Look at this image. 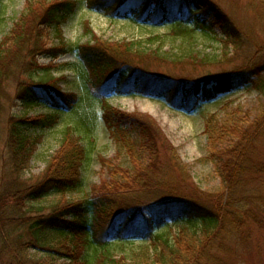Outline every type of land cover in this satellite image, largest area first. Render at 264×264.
Wrapping results in <instances>:
<instances>
[{
	"label": "trees",
	"instance_id": "1",
	"mask_svg": "<svg viewBox=\"0 0 264 264\" xmlns=\"http://www.w3.org/2000/svg\"><path fill=\"white\" fill-rule=\"evenodd\" d=\"M259 1L264 5V0ZM87 6L111 17L132 15L154 21L175 13L179 26L186 18L204 35H216L225 54L244 46L243 30L213 0H87ZM76 8L74 0H27L24 14L0 42V110L4 85L10 80L17 81V98L24 105L46 101L53 109L35 116H9L5 148L0 150V260L4 264H225L221 253L230 252L228 243L242 236L246 228V209L237 206L231 195L248 172L264 173V163L256 162L251 152L264 125V108L254 115L237 109L229 117V124L219 131L212 124L213 118L209 119L206 130L211 137H229L231 144L215 152L222 160L225 182L221 193L207 194V198L198 186L188 189L190 172L167 139L162 150L159 144L164 133L151 114L123 111L105 102L102 118L129 155L131 167L100 157L107 177L92 186V194L86 199H66V193L81 188L82 167L89 158V147L82 141L93 139L95 130L91 98L82 108L77 126L68 125L63 131L60 148L44 173L36 179L24 177L43 135L32 134L31 130L53 127L60 109L77 103V94L63 92L59 78L44 75L49 67L37 61L47 51L60 49H47L44 27L58 26ZM216 28L222 36H217ZM86 29L95 34L87 21ZM173 32L189 45L197 38L196 30L187 26L176 27ZM162 38L157 35L151 40ZM137 44L105 41L95 34L93 42L79 46L78 55L90 72L80 71L86 89L93 84V75L98 87L136 84L151 94L167 97L177 107L212 101L239 81L264 93V55L256 58L258 51L247 56L242 71L201 80L151 70L147 60L165 61L167 57L158 49L146 52ZM199 55L194 52L185 58L206 63L209 57ZM40 71L45 73L36 83L20 80L23 75L34 78ZM176 171L179 175L174 183L172 172ZM52 194L61 196L51 206L52 212L44 214L39 203ZM180 211L197 217L200 225H183L174 234L153 229L167 218L176 222ZM129 239H138L141 244L128 256L115 254L113 243ZM32 248L35 255L30 253Z\"/></svg>",
	"mask_w": 264,
	"mask_h": 264
},
{
	"label": "rangeland",
	"instance_id": "2",
	"mask_svg": "<svg viewBox=\"0 0 264 264\" xmlns=\"http://www.w3.org/2000/svg\"><path fill=\"white\" fill-rule=\"evenodd\" d=\"M74 1L77 2V8L73 14L61 20L58 26L44 27L47 49L60 47L57 50L53 49L52 52L47 51L37 58L39 65L49 67L45 71L47 74L40 71L34 78L23 75L20 80L36 83L44 75L58 77V85L61 86L63 92L77 94L75 99L77 103L71 108L60 109L59 120L53 127L43 131L31 130L32 134L42 133L43 135L31 166L24 177L36 179L44 173L48 161L60 148L63 131L68 125L77 126L78 116L87 104L88 98H91L96 114L95 130L93 139L82 141L89 147V158L82 167L81 188L66 193V199L75 201L86 199L92 194V186L100 184L107 177V170L100 157L112 159L124 167H131L129 155L115 141L104 123L102 113L105 102L123 111H140L151 114L164 133L159 144L162 150L164 151V147L167 146V139L176 148L181 161L190 172L191 179H189L188 189L192 191L193 186H198L200 192L205 193L206 198L207 194L221 193L225 174L221 169L222 160L215 155V152L229 147L231 141L229 137L213 139V136L211 137L206 130L207 123L210 118H213L212 124H215L219 131L229 124L231 114L237 109L252 111L254 115L264 108V93L239 81L235 88L219 94L212 101L177 107L167 97L151 94L136 84L129 83L120 87L113 84L108 88L98 87L93 75H90L93 84H88L86 89L80 78V71L84 69L88 74L90 72L78 55V47L93 42L95 34L105 41H135L144 51L151 52L158 49L167 57L165 61L156 58L147 60L153 71L201 80L228 73L234 75L235 72L242 71L241 68L246 63L247 56L257 51L254 54L258 55L256 58L264 55V5L259 0H213L230 14L243 30L244 46L236 52L231 49L230 53L225 54L223 45L216 35H204V31L196 28L193 21L189 19L183 18L184 22L181 26L195 29L196 41L189 45L184 37L174 35L173 30L181 27L176 20L178 17L175 13L168 14L167 18L157 21L132 15L128 18H118L111 17L103 11L89 9L87 0ZM26 2L27 0H0V42L11 33L14 25L24 14ZM194 6L200 9V6L195 4ZM86 21L90 22L95 34L87 31ZM216 32L217 36H222L219 28H216ZM157 35L164 36V38L151 40ZM194 52L199 53L200 57L208 56L207 62H192L185 58ZM4 86L5 91L2 95V109L0 110V150L5 148L10 114L27 113L29 116H35L53 112L46 101L33 103L30 106L24 105L17 98V81L10 80ZM216 137L218 136L215 135L214 138ZM92 141L93 143L90 144ZM251 152L256 162L264 163V125L254 140ZM176 175H179L178 171L172 172L174 183L177 182ZM60 196V194H52L39 203L44 207V214L52 212L53 207L51 206ZM231 197L237 202V206L246 209V228L242 236L239 235L235 240L228 241L231 251L222 252L221 257L225 264H264V173L255 170L248 172ZM206 205L209 203L206 202ZM149 214L146 212V215ZM183 225L197 227L200 221L197 217H191L188 212L180 211L176 222L167 218L156 223L153 229L163 234H174ZM139 244L141 241L138 239L115 242L112 250L119 256H128ZM30 253L35 255L37 252L32 248ZM0 264H4L2 260Z\"/></svg>",
	"mask_w": 264,
	"mask_h": 264
}]
</instances>
